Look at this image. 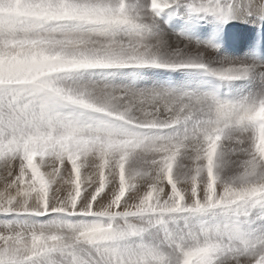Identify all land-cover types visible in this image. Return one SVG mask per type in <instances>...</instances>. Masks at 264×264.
<instances>
[{
	"label": "snow or ice",
	"instance_id": "snow-or-ice-1",
	"mask_svg": "<svg viewBox=\"0 0 264 264\" xmlns=\"http://www.w3.org/2000/svg\"><path fill=\"white\" fill-rule=\"evenodd\" d=\"M0 264H264V0H0Z\"/></svg>",
	"mask_w": 264,
	"mask_h": 264
},
{
	"label": "rangeland",
	"instance_id": "rangeland-1",
	"mask_svg": "<svg viewBox=\"0 0 264 264\" xmlns=\"http://www.w3.org/2000/svg\"><path fill=\"white\" fill-rule=\"evenodd\" d=\"M233 32L236 33L238 36L239 46L240 47L244 46L247 39H245V37H240V35H245V34H243L239 28L233 29Z\"/></svg>",
	"mask_w": 264,
	"mask_h": 264
},
{
	"label": "bare ground",
	"instance_id": "bare-ground-1",
	"mask_svg": "<svg viewBox=\"0 0 264 264\" xmlns=\"http://www.w3.org/2000/svg\"><path fill=\"white\" fill-rule=\"evenodd\" d=\"M240 37H245V39H247L246 35H240ZM241 47H244V46H241Z\"/></svg>",
	"mask_w": 264,
	"mask_h": 264
}]
</instances>
